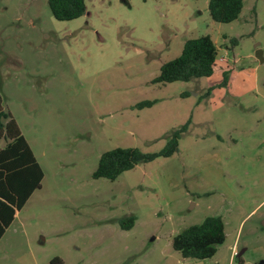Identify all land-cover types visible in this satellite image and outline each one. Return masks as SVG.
<instances>
[{
    "label": "rangeland",
    "instance_id": "rangeland-1",
    "mask_svg": "<svg viewBox=\"0 0 264 264\" xmlns=\"http://www.w3.org/2000/svg\"><path fill=\"white\" fill-rule=\"evenodd\" d=\"M208 2L85 0L83 16L58 21L47 0H0L3 106L44 172L0 239V264H264V0H244L230 23ZM203 35L229 63L153 83ZM144 100L157 102L137 109ZM188 121L171 157L93 178L103 153L158 152ZM211 216L224 243L211 259L183 258L173 237Z\"/></svg>",
    "mask_w": 264,
    "mask_h": 264
},
{
    "label": "trees",
    "instance_id": "trees-1",
    "mask_svg": "<svg viewBox=\"0 0 264 264\" xmlns=\"http://www.w3.org/2000/svg\"><path fill=\"white\" fill-rule=\"evenodd\" d=\"M47 3L58 21L77 19L87 11L85 0H47ZM243 6L244 0H209L208 11L215 22L230 23L238 19ZM230 43L236 45L238 39L232 38ZM218 53L210 35L189 39L177 58L160 67V73L153 79V83L165 85L210 78L217 66ZM228 78V72L223 71V80L219 85H227ZM156 102L144 100L135 107L149 108ZM188 125L189 121L175 130L165 147L158 152H144L136 147H117L103 153L92 174L93 178L115 181L122 173L134 169L140 163H148L159 157H171L178 151L179 140ZM43 177V169L11 112L4 108L0 93V239L31 195L41 188ZM135 222L136 217L130 216L120 220V227L130 230ZM225 238L222 218L211 216L175 235L172 247L185 259L207 260L217 253L218 246L224 243ZM56 261L58 258L52 264Z\"/></svg>",
    "mask_w": 264,
    "mask_h": 264
},
{
    "label": "built area",
    "instance_id": "built-area-1",
    "mask_svg": "<svg viewBox=\"0 0 264 264\" xmlns=\"http://www.w3.org/2000/svg\"><path fill=\"white\" fill-rule=\"evenodd\" d=\"M218 60L220 62H223V63H229L228 59H227V53L226 52L220 56L218 55Z\"/></svg>",
    "mask_w": 264,
    "mask_h": 264
},
{
    "label": "water",
    "instance_id": "water-1",
    "mask_svg": "<svg viewBox=\"0 0 264 264\" xmlns=\"http://www.w3.org/2000/svg\"><path fill=\"white\" fill-rule=\"evenodd\" d=\"M257 58H259L261 61H264V58L262 56V52L260 50L257 51L256 53ZM263 227H264V221H263Z\"/></svg>",
    "mask_w": 264,
    "mask_h": 264
},
{
    "label": "crops",
    "instance_id": "crops-1",
    "mask_svg": "<svg viewBox=\"0 0 264 264\" xmlns=\"http://www.w3.org/2000/svg\"><path fill=\"white\" fill-rule=\"evenodd\" d=\"M214 41V40H213ZM215 42V41H214Z\"/></svg>",
    "mask_w": 264,
    "mask_h": 264
},
{
    "label": "flooded vegetation",
    "instance_id": "flooded-vegetation-1",
    "mask_svg": "<svg viewBox=\"0 0 264 264\" xmlns=\"http://www.w3.org/2000/svg\"><path fill=\"white\" fill-rule=\"evenodd\" d=\"M264 228V227H263Z\"/></svg>",
    "mask_w": 264,
    "mask_h": 264
}]
</instances>
